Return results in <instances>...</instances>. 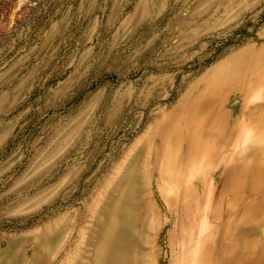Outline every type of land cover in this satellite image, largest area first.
<instances>
[{
    "label": "rangeland",
    "instance_id": "374dc122",
    "mask_svg": "<svg viewBox=\"0 0 264 264\" xmlns=\"http://www.w3.org/2000/svg\"><path fill=\"white\" fill-rule=\"evenodd\" d=\"M0 264H264V0H0Z\"/></svg>",
    "mask_w": 264,
    "mask_h": 264
}]
</instances>
